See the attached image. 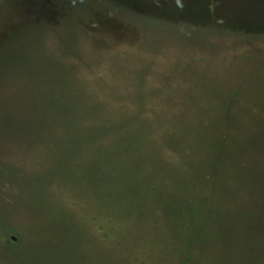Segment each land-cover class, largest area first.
<instances>
[{"label":"rangeland","instance_id":"obj_1","mask_svg":"<svg viewBox=\"0 0 264 264\" xmlns=\"http://www.w3.org/2000/svg\"><path fill=\"white\" fill-rule=\"evenodd\" d=\"M0 89V264H264V0H0Z\"/></svg>","mask_w":264,"mask_h":264},{"label":"trees","instance_id":"obj_2","mask_svg":"<svg viewBox=\"0 0 264 264\" xmlns=\"http://www.w3.org/2000/svg\"><path fill=\"white\" fill-rule=\"evenodd\" d=\"M88 25H89V23H88ZM25 55H27V54H25ZM20 57H21L20 52H19L18 57L13 55V58H20ZM27 57L29 58L28 55H27ZM61 75L63 77V84L65 86L73 85V84H71V80H69V81L64 80V76L67 78L66 74L65 75L61 74ZM39 79H40L39 77H35V84L34 85L39 84V82H40ZM3 90H5V94L3 92L0 95V97L6 96V89H3ZM84 97L85 96L82 92L81 97L78 100H75L73 102H71V100H68V101L64 100L63 102L61 100H59L58 102H55L52 99L45 100L46 108H48V111L46 113V121L44 122L46 128L49 130L55 128L56 130L60 131L62 134L63 133H69L70 131L80 133L82 128H83L82 125H83V123H85V118L91 119V116H85V114H84V111L87 108L91 107L88 104V102L85 101ZM3 100H6V99H3ZM8 106L9 105H5V109L3 111H1V115H0V133H2L0 136V146H4L6 144H9V142L4 143V141H2V138H4L9 132V130H7V129H10L9 124H8V120H9ZM88 106H90V107H88ZM50 108H52L51 111H49ZM1 109H3V106H0V110ZM23 114H24V110L18 109L17 115H15L16 116L15 117L16 135H17L19 130H21L22 133L19 135V137L17 136V138H14L13 142H11L13 144V146L18 147V148H22V149H32V148H36L37 146H41L44 143H45L44 145H46V142L49 143V141H48L49 137H47L48 132L45 134H42V135H38L39 136L38 140H37V138H35V136H37V131H35V124L32 121L31 122H24L22 124V126L19 127L18 122H17V118L22 116ZM5 128H6V130H5ZM2 130H3V132H2ZM97 131H98L97 129H91L88 133L89 135H87L85 137L84 142H87L89 140L88 141L89 144L96 145L97 142L99 141L100 136L102 135L101 132L97 133ZM90 133H91V135H90ZM115 134L116 133H114V130H110L109 132L106 131L105 140L108 142V145H105V147H107V148H104V146H101V147H103L102 152H106L107 149H109L108 153H110V155H108V157L109 156L115 157L116 153H119V151L121 152L124 150L123 147L128 146V142H126V141H122V142H120L118 140L116 141L117 137ZM14 135H15V133H14ZM63 136H65V135L63 134ZM65 138L66 137H64V140H65ZM102 141L100 143H102ZM111 143H114V146H115L114 148L110 147ZM71 145L72 146H79L80 148H82L81 146L83 144L78 140L77 143H73ZM7 147H9V146H7ZM86 148H89V145L88 146L86 145ZM118 156L121 158L123 156V153L118 154ZM119 160H121V159H119ZM119 160H116L113 163L119 164L120 163ZM100 162H102L101 159H100L99 163ZM106 169L107 168L105 167L104 170H106ZM123 169H124L123 165L118 166L117 173L123 179L119 183L124 182V179H130L128 177L129 174H128L127 178H124L123 174L125 171ZM98 171L102 172L100 167L98 168ZM76 174L78 176L79 173H76ZM91 186H93V185H91ZM103 190H104V186H101L99 188V192H101Z\"/></svg>","mask_w":264,"mask_h":264},{"label":"bare ground","instance_id":"obj_3","mask_svg":"<svg viewBox=\"0 0 264 264\" xmlns=\"http://www.w3.org/2000/svg\"><path fill=\"white\" fill-rule=\"evenodd\" d=\"M128 24V23H127ZM124 26H125V24H124Z\"/></svg>","mask_w":264,"mask_h":264}]
</instances>
